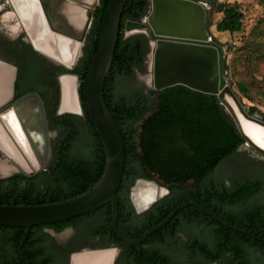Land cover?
I'll use <instances>...</instances> for the list:
<instances>
[{"label": "trees", "instance_id": "trees-1", "mask_svg": "<svg viewBox=\"0 0 264 264\" xmlns=\"http://www.w3.org/2000/svg\"><path fill=\"white\" fill-rule=\"evenodd\" d=\"M107 1L99 0L96 6L83 54L73 69L80 80L83 114H56L59 89L55 81L54 105L48 119L56 135L49 165L35 175L18 173L0 178V204L69 198L86 191L103 174L105 155L85 108L82 80L96 48ZM211 4L222 14L215 24L217 31L233 34L241 29L243 14L237 2L212 0ZM149 7L150 0H128L124 6L113 59L102 87L104 102L116 113L114 118L124 142L117 226L125 236L135 239L175 206L197 201L226 222L257 235L258 207L264 199V157L244 146V138L217 96L183 84L160 90L134 85L136 71L144 69L150 50L149 36L142 31L126 36V27L142 29L141 19ZM209 25L208 20V32ZM258 53L264 54V42H248L245 57L256 60ZM223 64L226 75L229 65L225 57ZM30 82L20 94L27 90L40 92ZM231 86L243 104V98L253 101L248 81L237 79ZM249 110L261 114L254 104ZM138 178L154 179L168 190L142 212H136L129 197L130 187ZM110 220L108 202L81 215L34 225L21 247L28 261L18 250L25 227L0 224V264H68L69 251L54 257L47 255V244L34 245V232L47 225L56 230L71 226L77 233L75 240H84L91 247L117 246L118 264H264V234L254 238L228 228L193 205L180 208L146 237L140 244V256L134 246L116 237Z\"/></svg>", "mask_w": 264, "mask_h": 264}, {"label": "water", "instance_id": "water-1", "mask_svg": "<svg viewBox=\"0 0 264 264\" xmlns=\"http://www.w3.org/2000/svg\"><path fill=\"white\" fill-rule=\"evenodd\" d=\"M128 0H108L101 15V23L98 32L97 44L91 57L89 66L82 80V96L88 116L92 121L103 147L105 155V168L100 179L89 188L75 196L62 197L57 201L35 204H0V224L19 225L25 227V231L19 241V253L28 261L22 252V244L25 242L29 231L34 225L47 224L58 220L68 219L96 209L101 205L111 203L110 225L116 237L126 245L134 246L137 255L141 253V242L152 232L166 224L180 209L193 205L203 212L215 218L222 225L237 229L254 238H261L264 234L263 212L259 209V221L256 224L257 235L249 233L245 228L232 225L216 213L204 207L197 201L183 202L175 206L160 222L149 227L140 236L130 239L125 236L117 226L118 197L117 190L121 184L125 160L124 142L121 131L115 120V112H111L103 99V82L108 72L113 52L118 38L121 13ZM93 5V4H92ZM40 13V27L49 26ZM57 18L50 16L51 33L63 34L66 38L77 41L79 45L86 31L90 27L93 8L88 7L84 11L81 27L74 29L70 22L67 10L61 8L54 10ZM74 16V15H73ZM208 8L197 0H150V7L145 16L144 30L151 39V84L156 90H160L175 84H183L191 89L217 96L220 104L231 116L235 126L244 138V146L250 147L264 157V119L259 113H251L249 108L241 102L232 89L231 83L224 74L223 47L212 39L207 30ZM78 17V16H77ZM78 21V20H77ZM44 23V25H43ZM80 25V24H79ZM43 28V27H42ZM41 28V29H42ZM39 29V28H38ZM127 30L131 26L127 25ZM56 33V34H57ZM55 34V33H54ZM35 47L51 57L57 58L51 53ZM77 54L71 62L60 61L69 70L75 66ZM16 69L10 63L0 60V131L9 140L14 152L20 157V162L10 156L1 146L3 151L25 174H31L39 169L50 159V146L45 125V117L39 95L35 92L27 93L6 107L14 94ZM74 77L75 101L74 110L62 107L63 89L62 78ZM59 101L57 114L72 113L83 114V107L79 96L80 80L76 73L66 72L59 75ZM11 110L17 122L18 134L11 130L4 120V112ZM38 124L41 126L40 135L30 132L29 126ZM5 126L13 135H8ZM15 143V144H14ZM26 144L23 148L22 145ZM43 146L45 159L38 161L35 148ZM30 162L33 167L28 163ZM142 181L156 188L154 197L142 208H138L133 198V189L137 182ZM167 188L159 187L152 179L138 178L130 188L129 197L136 212L148 209L159 197L167 193ZM264 206V202L262 207ZM119 252L117 246L87 250L86 253L100 257L110 254L107 264H113L115 254ZM78 253V252H77ZM72 253L69 258L71 264Z\"/></svg>", "mask_w": 264, "mask_h": 264}, {"label": "flooded vegetation", "instance_id": "flooded-vegetation-1", "mask_svg": "<svg viewBox=\"0 0 264 264\" xmlns=\"http://www.w3.org/2000/svg\"><path fill=\"white\" fill-rule=\"evenodd\" d=\"M197 1L204 3L207 7V5L211 4L212 0H197ZM98 3L99 0H0V60L10 63L16 69L13 97L3 106L6 107L10 104H13L15 100L19 99L21 96L27 93H33V92L37 93L39 95L44 112L45 125L48 133V141H49L51 153H52L51 151L52 140L56 135V130L53 128L51 129L49 127L48 113L49 112L51 113V111L53 110L54 97H55L54 96L55 81L57 82L59 89V82H58L59 75L66 72H72V73L75 72L73 71L74 68L69 70L68 68L65 67V65L59 62L57 59H59L60 61L62 60L58 56L54 55L55 57H57L54 58L38 50L35 47V45L38 46L35 42V38L38 40L39 45H41L42 47L46 48L47 50L53 53L52 51L54 44L53 41L54 42L56 41V45H57L59 41L68 42L69 40H67L66 37L64 36H61L63 34H59L57 32H54L55 33L54 36L52 35L54 33L50 32L51 17L49 18V15L51 14L50 16L52 17L54 16V18H57V15L54 14V10L60 11L61 8L64 9L65 7L71 8V6L76 9H83L84 11L86 8L92 7L94 14V10L98 5ZM39 11L43 13V17L46 22V25L49 26V31L47 30V28H44V26L42 25L40 27ZM93 14H92V18H93ZM92 18H91V23H92ZM81 22L82 21H80L79 24H81ZM141 22L143 28L140 30H144L145 17L141 19ZM89 29L90 27L85 33L84 40L79 45L77 44L78 45L76 52L77 59L75 61V65L78 63L80 57L83 54V48L85 46ZM56 33L58 35H56ZM150 41L151 39L149 38V42H148L149 47H150ZM38 47L43 49L40 46ZM56 48L57 47H55V49ZM150 51L151 48L149 52ZM53 54L57 55L56 51ZM30 81L34 82V84L36 85V87L39 89L40 92H37L35 90H27L24 93L20 94L21 88L25 90L28 87V85L32 83ZM17 83H19V85L20 83H22V86L17 87ZM57 107H56V114H57ZM15 121H16L15 119L6 120V124L11 130L13 128L12 123H14ZM7 126H5V129L7 130L8 135L12 138L13 141L14 139L13 135ZM29 128H31L30 129L31 134L33 132L34 135H40V133L42 132L41 126L38 124H35ZM21 142H23L22 139ZM22 146L23 148H25L26 144ZM43 148L44 147L41 145L35 148V153L37 154L38 161L45 159V151ZM246 148L249 149L250 147H246ZM51 153H50V159L45 164H42V166L39 169L34 170L33 173L31 174H25L3 151L0 150L1 164L5 165L7 169L9 168V170H7L5 173L10 171V174L4 177H9L13 174H18V173H23L25 175H35L40 171L46 170L51 160ZM28 163L33 167V165L30 162ZM66 230L70 231L69 235L65 236L62 239L57 238L58 234ZM34 236H35L34 245L47 244L48 246L47 248L50 250L49 254H47L49 256L51 255L55 257L57 254L60 255L63 254L64 252L69 251V258H70L71 253L75 250H80L82 248H91V246L87 245L84 240H75L77 233L74 230V228L71 226H66L61 230H56L54 227L47 225L39 230H36L34 232ZM206 264H217V263L211 262Z\"/></svg>", "mask_w": 264, "mask_h": 264}, {"label": "rangeland", "instance_id": "rangeland-1", "mask_svg": "<svg viewBox=\"0 0 264 264\" xmlns=\"http://www.w3.org/2000/svg\"><path fill=\"white\" fill-rule=\"evenodd\" d=\"M218 2H237L240 11L243 14L242 27L239 31L230 34L228 32H220L215 28L216 22L221 18V12L214 9L212 4L208 7L209 33L211 38H215L223 47V57H225L229 65L226 71L227 80L232 83L237 79H244L251 84L250 96L253 101L243 98L245 105L249 108L250 104H254L261 114L264 116V54L258 53L257 59L249 60L245 57L246 46L251 40L255 42H264V0H215ZM138 32V29L126 30L125 35L129 36ZM261 36V37H260ZM212 38V39H213ZM151 42V41H150ZM150 48L152 50L151 44ZM151 52V51H150ZM148 52L145 59V66L142 71H136L135 86L152 87L151 84V55ZM225 74V73H224ZM259 113L258 111H255ZM260 114V113H259ZM260 114V115H261ZM262 116V117H263ZM9 168L1 164L0 161V178L10 174V171L5 173ZM154 180V179H152ZM159 187H165L161 182L154 180ZM166 188V187H165ZM264 199L260 203V211ZM70 231H63L57 235V238H64L69 235Z\"/></svg>", "mask_w": 264, "mask_h": 264}, {"label": "bare ground", "instance_id": "bare-ground-1", "mask_svg": "<svg viewBox=\"0 0 264 264\" xmlns=\"http://www.w3.org/2000/svg\"><path fill=\"white\" fill-rule=\"evenodd\" d=\"M67 14L70 18V22L74 24V29L78 30L81 27V24L79 25V22L83 19L84 16V10L83 9H76L71 6V8H66ZM74 15V16H73ZM78 16V17H77ZM78 20V21H77ZM53 36L55 34H52ZM58 35V34H56ZM35 38V37H34ZM69 40L66 41H59L56 45V41H53V53L56 51V54H53L51 51L47 50L46 48L39 45L38 40L35 38V42L38 46L42 47L43 49L47 50L48 52L52 53L55 56H58L62 61L69 63L73 60L75 53L77 52V42L75 40H72L70 38H66ZM62 42V43H60ZM59 44V45H58ZM55 47H57L55 49ZM55 49V50H54ZM75 79L71 76H64L62 78V89H63V99H62V107L64 109L68 110H74L76 108V101H75ZM8 119H15L13 112L11 110L4 112V120ZM16 120V119H15ZM13 128L12 130L18 134L19 138H21L20 133L17 128L16 121L12 123ZM30 127V126H29ZM23 144V142H22ZM0 146L10 155L12 156L16 161L20 162V157L14 152L9 140L7 137L0 131ZM156 188L154 186H151L145 182L139 181L135 184L133 189V198L135 200V203L138 208L144 207L155 195ZM87 254V253H86ZM106 257V256H105ZM79 258V257H78ZM91 260V258H90ZM89 262V261H88Z\"/></svg>", "mask_w": 264, "mask_h": 264}, {"label": "crops", "instance_id": "crops-1", "mask_svg": "<svg viewBox=\"0 0 264 264\" xmlns=\"http://www.w3.org/2000/svg\"><path fill=\"white\" fill-rule=\"evenodd\" d=\"M107 247H112V246H107ZM107 247H91V248H82L80 250H75V251L72 252V253H75V254L71 258L72 259L71 264H107L108 261L110 260V254H108V253L100 255V257L95 256V255H91V254H88V253L86 254L87 250L97 249V248H107ZM118 253L119 252L117 251V253L115 254V257H114V260H113V264H118L116 262ZM90 258H91V260H90Z\"/></svg>", "mask_w": 264, "mask_h": 264}]
</instances>
